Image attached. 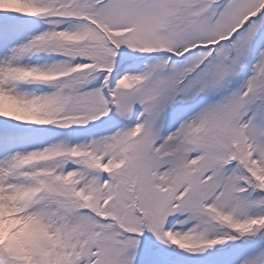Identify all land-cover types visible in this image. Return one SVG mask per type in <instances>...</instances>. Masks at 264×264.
<instances>
[{
	"label": "snow or ice",
	"instance_id": "6c2138e0",
	"mask_svg": "<svg viewBox=\"0 0 264 264\" xmlns=\"http://www.w3.org/2000/svg\"><path fill=\"white\" fill-rule=\"evenodd\" d=\"M0 264H264V0H0Z\"/></svg>",
	"mask_w": 264,
	"mask_h": 264
}]
</instances>
